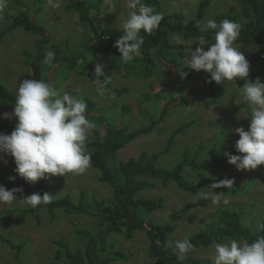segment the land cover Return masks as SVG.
<instances>
[{
	"label": "trees",
	"instance_id": "obj_1",
	"mask_svg": "<svg viewBox=\"0 0 264 264\" xmlns=\"http://www.w3.org/2000/svg\"><path fill=\"white\" fill-rule=\"evenodd\" d=\"M104 1L65 0L66 9L75 14L76 21L83 25L89 33L87 39L75 47L68 46V48L60 42L51 43V36L46 26L32 19L24 0H17L18 4L23 7V10L17 12L13 8L16 13L12 12L7 16L3 15L0 17V20L6 17L12 18L11 24L0 31V38L9 31L21 26L40 37L36 41L35 51H22L24 63L28 68L25 79L44 80L45 82L52 83L57 89L53 77L59 68L65 67L63 64L67 66V70L77 69L79 74H89V76L95 78V68L97 65L91 59V55L99 51H103L109 66L117 74H121L124 77L134 76L139 80L145 81L154 76L164 66L163 74L167 76L170 75L171 71H176L178 77H182V72L187 73L186 79L195 77L193 75L194 70L189 69L187 66H182L188 56L189 46L180 45L176 42L175 37L180 36L183 41L190 38H198L203 30L198 27V24L203 21L206 9L211 5L213 0H201L196 14L193 17L189 15L185 22L178 21V15L175 13H166L162 3L163 0H143L144 3L153 7L156 12H162L164 16L159 28L152 34L149 35L142 31L144 44L140 49L141 55L129 63L122 62L120 52L113 46L117 37L111 32L112 29L103 30L98 26V17L93 12L98 10ZM237 1L240 3L239 9L236 10L237 12H234V10L220 12L216 16V22L219 24L223 19H229L241 25L240 35L235 43H251L254 41L257 43L256 49L245 57L250 65L259 62L260 65L254 71V75L264 82V0ZM240 11L243 13V16L239 15ZM214 31L209 30L205 34L209 43H214ZM171 33L172 40L170 38ZM48 45L51 46V49L48 48ZM207 47L205 45V50H207ZM48 51L55 52V58L51 64L44 63V58ZM200 73L204 90H208V92H204L203 89H197V91L194 90L193 94L198 97L210 98V100H206V105L209 102L214 104L221 97L225 86L218 87L220 84H217L215 81L208 83L210 73L203 70ZM102 78L107 79L105 73ZM246 82L247 80L245 79L236 83L242 87ZM106 87L118 95L129 90L126 85L123 87L114 86L108 79ZM154 88L155 86L151 85L145 92L143 91L144 96L140 103V110L145 112L144 105L146 107V104L152 100L160 105L158 116L150 117L148 124L131 130L125 127H118L104 117L102 113L96 110L97 105L88 95H83L80 92L75 93L76 96L86 102V115L88 118L90 119L92 116L97 117L94 129L95 137L86 142L87 152L91 156L90 165L100 171V175L98 176L101 181L108 182L112 186L113 194L108 199L91 197V201H88L85 197L86 192L82 191L80 193V200L75 202L71 195L66 193L59 198L51 199L47 204H40L35 208L31 206L24 207L19 210L20 219L30 214L35 218L37 223L41 220L40 212L42 209H47L51 220L57 219L60 213L65 215L78 214L79 216L88 214L96 217L93 224L94 229L92 228L93 226L90 229H81L77 226L78 224H75L77 226L75 227L76 235L84 241L82 249H73L69 241L63 237H55L52 240L56 246L54 260L47 264H58L63 259L67 264H109L113 260H128V255L121 250H116L114 244L108 241L107 236L115 232L124 234L127 238H130L136 230L146 232L149 240V255L155 261V264H212L209 260H199L187 255L183 260H180L173 251L175 243L167 247L169 241L168 235L176 227L178 218L180 219L179 216L192 206L191 203H185L187 200H182L185 204L180 209H174L171 222L168 221L161 224L156 223L150 217V213L163 209L165 199L157 196L147 197L141 195V193L138 196L141 190L155 188L158 182L168 186L169 182L172 181L181 190H185L186 193L195 196L198 200V193H200L202 186L207 183H214L211 176L201 174L213 166H224L227 162L226 157L215 156L212 153V155L200 162L197 160V153L191 157L188 151L185 150L182 158L174 166L168 167L159 163V160L176 144L178 134L189 129L194 124L195 118L172 130H166L164 136L165 144L158 146L161 148L155 151L143 150L138 156H131L126 160L119 159L120 151L132 141L141 135L160 130L159 125L171 114L169 105L176 103V100L180 98H183V101L187 104L188 99H193L194 97L190 96L187 99V96H185L187 92L177 87L176 94L172 93L171 97H169L167 93V97L157 99L154 96L160 95L161 91L154 93ZM0 100L2 103H10L12 105H14L16 100V94L2 83H0ZM220 104L223 105L224 102ZM241 106H245L249 116H251L250 109L242 102L234 108L237 110ZM131 107V103H127L123 108L126 112H131ZM16 123L17 119L9 121L7 124L0 126V131L10 129L12 132ZM226 131L227 128L222 127V133ZM249 179L254 178H248L242 186L237 184V186L231 189L225 188V193L244 192L246 198L249 196L253 197L254 202L260 203V198L255 200V197L250 193L251 182ZM44 180L41 179L33 184L27 182L22 177H15V180H11L10 178L0 179V184L10 185L16 182L30 191L37 190L43 195L47 193ZM243 207H246V205H233L232 207L225 205L221 207L212 218L207 219L208 221L204 228L191 232L186 239L193 244V248L201 245L208 246L214 241H226L228 239L254 241L258 236L264 235V219L258 221L257 227L247 224L242 220V217H245ZM257 218H259L258 213L253 210L250 214V219L255 220ZM0 240L7 242L8 246L14 251L15 264H23L25 262L22 256V243L14 244L2 234H0ZM109 249L113 250L110 256H107Z\"/></svg>",
	"mask_w": 264,
	"mask_h": 264
},
{
	"label": "rangeland",
	"instance_id": "obj_2",
	"mask_svg": "<svg viewBox=\"0 0 264 264\" xmlns=\"http://www.w3.org/2000/svg\"><path fill=\"white\" fill-rule=\"evenodd\" d=\"M200 1L163 0L162 3L166 13H175L178 15V21L185 22L189 15L193 17L196 14ZM24 2L32 19L46 26L51 36V43L60 42L67 47H75L89 37L87 29L76 21L75 14L66 9L65 0H62L59 8H53L48 0H24ZM239 4L237 0H213L211 5L206 9L205 17L198 24V27L204 29L209 20L216 21V16L220 12L227 10L237 12L236 10L240 7ZM13 8L17 12L23 10V7L18 4L17 0H6V3L0 6V17L15 12ZM129 11L126 6V0H105L103 5L93 13L98 17V26L103 30L112 29L111 32L118 39L125 34L121 26ZM242 14L240 11L239 15L243 16ZM11 22L12 18L9 17L0 20V31L9 26ZM171 36L172 33L170 38ZM39 38L38 35L29 32L22 26L9 31L0 38V83L14 94L17 93L19 83L25 79L26 73L28 72L22 51H35L36 41ZM196 41L197 38H190L184 42L189 46L188 50L189 48L195 50L198 46L195 44ZM256 44L255 41L251 43L241 42L235 43L234 46L241 49L245 56H248L256 49ZM48 48L51 49V46L48 45ZM91 59L96 65L102 66L103 72L111 84L117 87L126 85L129 90L118 95L114 91L111 92L105 86L106 90L104 94H100L93 83L94 78L89 76V74H79L77 69L67 70L65 64H63L65 66L64 68H59L56 71L53 81L57 85L58 92L61 94L69 92L75 95L76 92H80L83 95H88L97 105L96 110L118 127H125L131 130L148 124L150 117L158 116L160 105L152 100L146 104V107L144 105L145 112L140 110V103L144 96L143 91L145 92L151 85L155 86L154 93L161 91L160 95H158L159 97L154 96L157 99L167 96L171 97L172 93H177V87L187 92L185 94L187 99L190 96H194L193 99H188L187 104L183 101V98H180L176 100V103L169 105L171 114L159 125L160 130L158 132L154 131L141 135L132 141L120 151L119 159L126 160L131 156H138L143 150L155 151L161 148L158 146L165 144L164 136L166 130H172L179 125L191 121L192 118H195L194 124L189 129L178 134L176 144L159 160L161 165L168 167L174 166L182 158L185 150L188 151L191 157L197 153V160L200 162L212 155V153L215 156L226 157L224 153H234L236 150V141L239 139V135L233 130L237 127H244L245 130L249 129L251 117L249 116L247 108L245 106H241L237 110L234 108L237 105L235 101L240 95V86L236 82L242 79L237 78L236 82L225 81V85H218V87L225 86L221 97L214 104L209 102L206 105V100H210V98L198 97L193 94L194 90H204L200 71L197 72L194 70L193 75L195 77L186 79V76L178 77L176 71L170 70L169 76L163 74L164 66V68H161L162 71L158 70L150 79L143 81L134 76L124 77L121 74H117L109 66L103 51L92 54ZM259 65V62L250 65L249 77L247 79L255 81L257 77L254 75V71L258 69ZM204 92H208V90H204ZM139 99L141 100L139 101ZM223 102V105L220 104ZM127 103H131L132 105L130 108L131 112H126L123 108ZM172 107L173 109H171ZM13 110L14 105L2 103L0 100V126L16 119L3 118V113H11ZM94 118L92 116L90 119L95 123L97 122V117ZM222 127L227 128L225 133H222ZM0 133L11 134V130L5 129L0 131ZM220 134L221 136L219 137ZM94 135L95 131L92 130L88 140L94 138ZM238 154L242 155L241 153ZM5 160L7 161L6 163L4 162ZM15 168L16 164L13 157L5 156L4 159H0V179L21 177L15 171ZM203 174L205 176H211L214 183H219L226 178L231 179L233 181L232 187L237 186V184L242 186L245 180L251 177L254 178L249 179L251 182L250 193L255 197V200L260 198V203L254 202L253 197L249 195L246 198L244 192L232 194L223 193L224 197L229 199L230 203L228 205L230 207L233 205H246V207H243L245 217L243 216L242 220L244 222L247 219V223L253 227H257L258 221L264 219V165L254 170H238L235 165L229 163L222 167L213 166L209 170L202 172L201 175ZM98 175H100V171L90 165L83 173H69L65 177L49 175L48 178H45L44 185L47 194L52 196L51 199H56L69 193L73 200L78 202L82 191L86 192L85 197L88 201H91V197L111 198L113 194L112 186L108 182L101 181ZM173 184L175 185L176 183L171 181L168 186H165L163 183L158 182L155 188H145L138 193V196L141 193V195L147 197L157 196L165 199L163 209L150 213V217L156 223H167L171 220L175 208L180 209L185 203L192 204L187 211H184L179 216L180 219L178 218L177 226L169 237V246L182 237H187L191 232L204 228L208 221L207 219L212 218L220 206H225L222 202L213 204L210 199L197 200L195 196L186 193L178 185L174 186ZM209 185V183L203 185L201 190L208 191L206 188ZM4 186L9 190L23 187L16 182ZM225 188L231 189L223 187V189ZM215 191L221 192L217 189ZM36 192L38 191H30L23 187V193H16V197L17 199H21L23 196ZM182 200H187V202L184 203ZM24 207L29 206L21 204L19 200L13 201L11 204L0 205V234L7 237L14 244H23L22 256L25 260L23 264H47L53 261L56 246L52 240L57 236L69 241L73 249H82L84 241L76 235L75 227L90 229L96 219V217L88 214L79 216L78 214L65 215L60 213L57 219L51 220L47 209H42L40 212L41 220L37 223L35 218L30 214L22 219L19 218V210ZM253 210L258 213L259 217L255 220L250 219V214ZM75 224L78 225L75 226ZM92 228L94 229V226ZM107 239L114 244L116 250H121L128 255V260H113L109 264H155V261L149 255V240L145 231L136 230L130 238H127L124 234L114 232L110 233ZM113 249L108 250L107 256H110ZM189 254L200 259L211 260L214 257L215 248L214 245L207 248H195ZM0 263L15 264L14 251L8 246L7 242L2 240H0ZM58 264L67 263L63 259Z\"/></svg>",
	"mask_w": 264,
	"mask_h": 264
},
{
	"label": "clouds",
	"instance_id": "obj_3",
	"mask_svg": "<svg viewBox=\"0 0 264 264\" xmlns=\"http://www.w3.org/2000/svg\"><path fill=\"white\" fill-rule=\"evenodd\" d=\"M48 2L53 8H59L62 0ZM5 3L6 0H0V6ZM126 6L130 11L121 26L125 34L113 45L120 52L123 63H129L141 55L140 49L144 44L142 31L152 34L159 28L164 16L143 0H126ZM209 30H215L214 43H209L206 39L205 34ZM240 31L241 25L235 21L223 19L218 24L215 20H209L197 38L195 44L198 46L195 50L189 48L183 65L197 72L203 70L210 73L208 83L236 82L237 78L247 80L243 87H239L240 95L235 103L239 105L242 102L250 109V126L248 130L244 127L233 130L239 135L236 150L232 154L226 152L224 155L227 158L225 165L230 163L238 170H254L264 165V82L259 77L254 82L247 79L250 63L241 49L234 46ZM175 40L180 45H186L180 36L175 37ZM205 45L208 46L207 50ZM54 58L55 52L48 51L44 63L51 64ZM181 75L186 76L187 73L182 72ZM103 76L102 66L97 65L93 83L100 94H104L106 90L107 79L102 78ZM86 110V102L78 96L69 92L61 94L52 83L44 80L24 79L17 88L13 112L2 114L4 119L16 118L17 123L11 134L0 133V159L5 156L13 157L15 171L33 184L49 175L65 177L69 173H83L91 164L86 142L96 127L94 121L86 115ZM10 179L15 180V177ZM232 184L233 181L227 178L219 183H212L206 188L208 191L201 190L198 193V199H210L213 204L222 202L228 205L230 201L224 197L223 192L226 191L223 187L231 188ZM216 189L221 192H216ZM18 192L23 193V187L9 190L0 185V205L19 200L21 204L35 208L49 203L52 198L47 193L41 195L36 192L17 199ZM245 222L247 223V219ZM212 245L215 254L211 260L191 256L189 252L195 248L186 237L175 242L173 251L180 260L187 255L199 260H209L212 264H264V235L258 236L252 242L228 239L196 248Z\"/></svg>",
	"mask_w": 264,
	"mask_h": 264
}]
</instances>
